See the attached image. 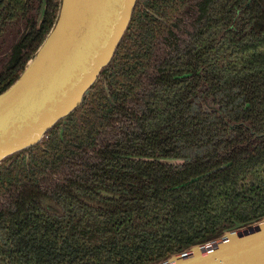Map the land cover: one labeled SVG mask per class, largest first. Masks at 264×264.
<instances>
[{
    "label": "trees",
    "instance_id": "obj_1",
    "mask_svg": "<svg viewBox=\"0 0 264 264\" xmlns=\"http://www.w3.org/2000/svg\"><path fill=\"white\" fill-rule=\"evenodd\" d=\"M59 5L0 0V38L22 27L4 55L0 94L50 32ZM192 9L188 40H175L142 90L158 45L171 43ZM108 129L111 140L100 144ZM6 195L0 264H161L263 219L264 0H137L82 104L0 164ZM44 200L62 215L48 213Z\"/></svg>",
    "mask_w": 264,
    "mask_h": 264
},
{
    "label": "water",
    "instance_id": "obj_2",
    "mask_svg": "<svg viewBox=\"0 0 264 264\" xmlns=\"http://www.w3.org/2000/svg\"><path fill=\"white\" fill-rule=\"evenodd\" d=\"M136 3L60 0L50 32L19 78L0 94V164L39 144L58 123H66L110 64ZM161 264H264V218Z\"/></svg>",
    "mask_w": 264,
    "mask_h": 264
},
{
    "label": "rangeland",
    "instance_id": "obj_3",
    "mask_svg": "<svg viewBox=\"0 0 264 264\" xmlns=\"http://www.w3.org/2000/svg\"><path fill=\"white\" fill-rule=\"evenodd\" d=\"M195 13V10L192 9L187 16L179 23L181 26L178 27L177 29H173V32L175 34L176 37H174V39H171V43L168 44L166 42H161L158 47L157 50L155 52V57L152 60V65L151 67L147 70L146 72V76L143 78V86H142V90L149 85L150 79L155 75V69H154V63H156L157 61H159L160 59L164 58L166 55L172 54L174 53V51H176L175 49L177 47L174 48L175 44V40L178 47H183V43H185V41L188 40V34L189 32L192 31L191 28V23H192V17ZM22 31V27L20 25H15L12 26L10 28H8L6 30V32L4 33V37L0 38V68L2 66V64L5 62L4 60V55L8 52H10L13 44L15 42L18 41L19 34ZM130 108H135L134 104L129 106ZM121 125V123H119ZM111 135H112V130L108 129L106 130L105 133L102 134V137L99 141V143H103L105 140H111ZM91 156V153H89V157ZM69 170L64 169L61 172H59L56 175L50 176L48 177L45 182L47 185H49L50 187H53L54 184L56 183V181L61 180L63 177H65L68 174ZM45 189V187H43ZM8 195L3 196L0 199V209L3 208L4 206H6L7 204V199ZM41 206L51 215L54 216H60L62 215V209L58 206H56L53 202L49 201V200H44L41 202Z\"/></svg>",
    "mask_w": 264,
    "mask_h": 264
},
{
    "label": "flooded vegetation",
    "instance_id": "obj_4",
    "mask_svg": "<svg viewBox=\"0 0 264 264\" xmlns=\"http://www.w3.org/2000/svg\"><path fill=\"white\" fill-rule=\"evenodd\" d=\"M41 6H42V5H41ZM38 15H39V14H38ZM20 34H21V33H20ZM20 34H19V37H20ZM4 60H5V58H4ZM4 64H5V62L2 64V66H3ZM2 66H1V67H2ZM2 70H3V69L0 68V73L2 72Z\"/></svg>",
    "mask_w": 264,
    "mask_h": 264
}]
</instances>
